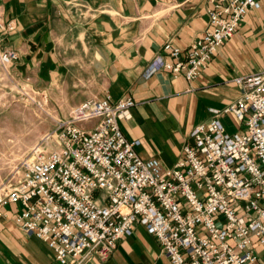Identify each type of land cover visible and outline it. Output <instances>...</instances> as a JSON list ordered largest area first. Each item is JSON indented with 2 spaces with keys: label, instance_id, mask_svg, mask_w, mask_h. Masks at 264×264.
<instances>
[{
  "label": "built area",
  "instance_id": "built-area-1",
  "mask_svg": "<svg viewBox=\"0 0 264 264\" xmlns=\"http://www.w3.org/2000/svg\"><path fill=\"white\" fill-rule=\"evenodd\" d=\"M259 1L207 0L203 36L183 50L165 43L171 61L155 56L145 76L165 70L194 80ZM17 59L0 51L4 68ZM233 83L239 98L193 128L192 145L171 168L140 158L122 134L131 97L82 102L0 185V218L16 206L15 225L58 264L107 261L135 225L157 239L170 264H264V72ZM221 115L236 120V133H226Z\"/></svg>",
  "mask_w": 264,
  "mask_h": 264
},
{
  "label": "crops",
  "instance_id": "crops-1",
  "mask_svg": "<svg viewBox=\"0 0 264 264\" xmlns=\"http://www.w3.org/2000/svg\"><path fill=\"white\" fill-rule=\"evenodd\" d=\"M208 7L207 0H0V51H16L7 68L65 115L88 99L109 97L114 104L131 97L130 118L118 122L122 134L137 143L140 158L171 168L192 145L193 128L239 98L233 79L264 72L260 0L194 80L165 70L145 76L155 56L171 61L165 43L183 50L203 36ZM219 120L227 134L237 132L231 115ZM17 210L10 205L0 218V264H58L43 242L15 225ZM86 264L170 262L157 239L135 225L107 261Z\"/></svg>",
  "mask_w": 264,
  "mask_h": 264
},
{
  "label": "rangeland",
  "instance_id": "rangeland-1",
  "mask_svg": "<svg viewBox=\"0 0 264 264\" xmlns=\"http://www.w3.org/2000/svg\"><path fill=\"white\" fill-rule=\"evenodd\" d=\"M68 117L54 101L33 93L11 68L0 65V185L41 137L54 129L55 121Z\"/></svg>",
  "mask_w": 264,
  "mask_h": 264
}]
</instances>
